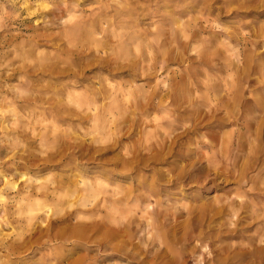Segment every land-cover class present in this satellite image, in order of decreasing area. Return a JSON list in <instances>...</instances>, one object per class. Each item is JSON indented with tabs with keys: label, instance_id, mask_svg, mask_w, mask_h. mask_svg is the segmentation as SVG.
I'll list each match as a JSON object with an SVG mask.
<instances>
[{
	"label": "rangeland",
	"instance_id": "obj_1",
	"mask_svg": "<svg viewBox=\"0 0 264 264\" xmlns=\"http://www.w3.org/2000/svg\"><path fill=\"white\" fill-rule=\"evenodd\" d=\"M261 236L264 0H0V264H264Z\"/></svg>",
	"mask_w": 264,
	"mask_h": 264
},
{
	"label": "bare ground",
	"instance_id": "obj_2",
	"mask_svg": "<svg viewBox=\"0 0 264 264\" xmlns=\"http://www.w3.org/2000/svg\"><path fill=\"white\" fill-rule=\"evenodd\" d=\"M173 97V96H172ZM73 101L74 103L79 107V108H82L84 107L86 110H89L91 111V114L94 116V117H98V115L100 114V105L98 104V102L96 100H94L93 102L91 101H88V100H84L82 99V95L81 94H78V93H75L74 96H73ZM106 126V125H105ZM103 139V138H102ZM81 183V182H80ZM79 190V189H78ZM94 188L92 187L91 191H90V199L89 201H93L94 198L96 197L95 195V192H94ZM83 199H85L87 196L85 194H83ZM82 197H79V198H82ZM44 209V206H41L40 207V210ZM51 209V207L49 208ZM48 209V210H49ZM50 211V210H49ZM44 213H46L48 215V211L44 210ZM58 259V258H57Z\"/></svg>",
	"mask_w": 264,
	"mask_h": 264
},
{
	"label": "clouds",
	"instance_id": "obj_3",
	"mask_svg": "<svg viewBox=\"0 0 264 264\" xmlns=\"http://www.w3.org/2000/svg\"><path fill=\"white\" fill-rule=\"evenodd\" d=\"M258 243L261 244V245H264V236L260 237Z\"/></svg>",
	"mask_w": 264,
	"mask_h": 264
}]
</instances>
